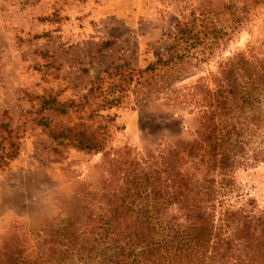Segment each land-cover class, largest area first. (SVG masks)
I'll return each mask as SVG.
<instances>
[{"label": "trees", "instance_id": "1", "mask_svg": "<svg viewBox=\"0 0 264 264\" xmlns=\"http://www.w3.org/2000/svg\"><path fill=\"white\" fill-rule=\"evenodd\" d=\"M261 5L264 0H207L177 21L155 61L142 69L124 63L111 73L119 77L105 103L116 104L134 82L144 93L154 89L166 102L189 106L196 119L190 137L140 154L127 145L108 149L101 126L86 120L35 119L53 150L101 152L103 170L93 188L63 203L61 221L15 224L1 239L0 264H264V204L245 197L233 178L238 168L264 162V44L220 54ZM216 53V71L163 90ZM40 105L63 117L75 101L42 96ZM20 130L0 122V171L19 153Z\"/></svg>", "mask_w": 264, "mask_h": 264}, {"label": "rangeland", "instance_id": "2", "mask_svg": "<svg viewBox=\"0 0 264 264\" xmlns=\"http://www.w3.org/2000/svg\"><path fill=\"white\" fill-rule=\"evenodd\" d=\"M205 1L0 0V122L21 126L19 153L0 171V242L17 223L61 221L63 203L93 188L102 174L103 153L73 147L55 151L53 139L35 119L49 116L59 125L83 119L101 126L108 149L127 145L140 154L162 141L192 135L196 119L189 106L166 102L154 89L144 93L134 82L111 107L104 96L114 95L111 81L119 76L111 73L124 63L142 69L155 61L167 51L177 21ZM249 44H264V5L220 54L226 57ZM217 57L191 64L163 90L216 71ZM98 74L101 82L95 81ZM42 96L75 105L61 117L40 110ZM233 178L245 197L264 204V162L238 168Z\"/></svg>", "mask_w": 264, "mask_h": 264}]
</instances>
